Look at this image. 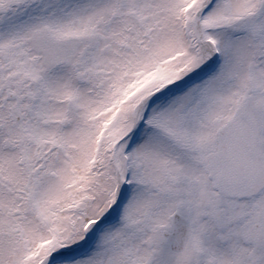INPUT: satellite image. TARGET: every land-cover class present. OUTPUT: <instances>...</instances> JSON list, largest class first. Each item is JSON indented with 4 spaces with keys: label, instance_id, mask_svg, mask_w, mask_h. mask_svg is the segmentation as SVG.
Here are the masks:
<instances>
[{
    "label": "snow or ice",
    "instance_id": "snow-or-ice-1",
    "mask_svg": "<svg viewBox=\"0 0 264 264\" xmlns=\"http://www.w3.org/2000/svg\"><path fill=\"white\" fill-rule=\"evenodd\" d=\"M0 264H264V0H0Z\"/></svg>",
    "mask_w": 264,
    "mask_h": 264
}]
</instances>
